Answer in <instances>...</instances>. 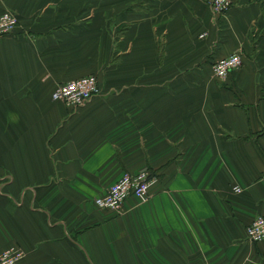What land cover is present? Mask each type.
Listing matches in <instances>:
<instances>
[{"label":"crops","instance_id":"1","mask_svg":"<svg viewBox=\"0 0 264 264\" xmlns=\"http://www.w3.org/2000/svg\"><path fill=\"white\" fill-rule=\"evenodd\" d=\"M109 2L0 0L18 20L0 37V252L20 248L17 264H264V241L245 236L264 215V0H237L221 38L203 0ZM204 26L178 85L174 48ZM217 39V57L243 55L223 83L208 79ZM90 75L100 92L82 107L51 99ZM143 169L159 178L147 201L94 208Z\"/></svg>","mask_w":264,"mask_h":264},{"label":"built area","instance_id":"2","mask_svg":"<svg viewBox=\"0 0 264 264\" xmlns=\"http://www.w3.org/2000/svg\"><path fill=\"white\" fill-rule=\"evenodd\" d=\"M232 0H216V11L224 12L230 6ZM18 20L11 11L0 14V37L12 34L17 28ZM241 64L240 57L235 53L222 58L213 66V74L217 79H222L228 73L236 70ZM99 87L95 76H85L55 86L51 93L54 102H61L67 107L77 109L99 95ZM153 178L147 171L134 174L123 173L120 178L112 183L106 192L95 199L94 205L98 210L108 211L113 214H121L127 199L134 198L137 201H147ZM264 184V175L262 177ZM235 193L241 190L233 188ZM245 236L250 243L264 241V215L256 216L245 228ZM23 258V252L16 246H10L0 252V264H17Z\"/></svg>","mask_w":264,"mask_h":264},{"label":"rangeland","instance_id":"3","mask_svg":"<svg viewBox=\"0 0 264 264\" xmlns=\"http://www.w3.org/2000/svg\"><path fill=\"white\" fill-rule=\"evenodd\" d=\"M82 1V0H81ZM106 0H93V4L94 6L97 5H101L102 3H104ZM237 0H232L230 6L228 7V9L224 12H218L216 11V0H203V3L205 4V7L207 8V12H208V16H209V20L215 24V27L217 28V32L219 31V38H221V35L225 37V35L227 33H229V25L227 23V18L225 19V17L228 15V13L230 12L231 8H233L234 4L236 3ZM80 2V0H79ZM108 5H114L115 3L113 2V0H110L109 3H106ZM13 13V12H12ZM15 14V13H13ZM221 19H223L224 21L221 23ZM224 23V24H223ZM264 33V14L262 17V22H261V26H256L255 30H254V34L255 36H260L261 34ZM209 37V33L208 30L206 29V27H197L194 31V33H191V36L189 38L188 43L186 44V48L184 49V53H180L179 51H182L181 48H174L175 52H173V59L172 61H170L171 63V69H173L174 72V80L175 82L179 85L181 84L182 81L186 82L185 79V73H187V71H193V65H195V61H197V59H192L191 55L193 54V46H195L196 48L199 47L200 44L205 43L208 41ZM176 45H180V43H177ZM218 47H219V39H217L216 43L213 44V46L210 44L209 45V50L207 52V70H208V79L211 82H217V83H223L224 81H226L229 77V75L233 72L236 71L240 68L241 64H242V53H241V48H237L234 49L233 51H231V54L235 53L236 55H238L240 57L241 60V64L240 66L236 69L233 70L232 72L228 73L227 76L225 78L222 79H217L214 74H213V66L215 64H217L218 61H220L222 58L228 57L229 55L219 58L216 56V53L218 52ZM174 60V61H173ZM90 76H95V75H90ZM181 77V78H179ZM97 83H98V79L95 76ZM65 105V104H64ZM177 112V111H175ZM141 171H147L150 175L151 178L154 179V181L152 182V185H154V183L157 181V183L159 182V178L153 174L151 171H149L148 169H143ZM264 175V174H263ZM263 175L260 177V183L264 186L263 182H262V177ZM152 185L150 186L152 188ZM110 186V185H109ZM151 188H150V192H151ZM106 192V191H105ZM149 192V193H150ZM234 192V191H233ZM241 193V192H240ZM102 196V195H100ZM98 196V197H100ZM98 197L93 198V206L95 209H97L94 205V201L95 199H97ZM98 210V209H97ZM101 211V210H100Z\"/></svg>","mask_w":264,"mask_h":264}]
</instances>
